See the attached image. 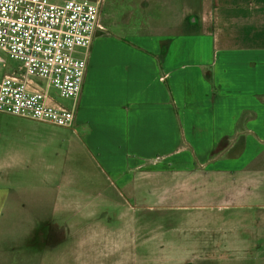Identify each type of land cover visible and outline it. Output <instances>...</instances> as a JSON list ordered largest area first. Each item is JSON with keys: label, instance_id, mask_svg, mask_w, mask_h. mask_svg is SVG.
I'll list each match as a JSON object with an SVG mask.
<instances>
[{"label": "crops", "instance_id": "obj_1", "mask_svg": "<svg viewBox=\"0 0 264 264\" xmlns=\"http://www.w3.org/2000/svg\"><path fill=\"white\" fill-rule=\"evenodd\" d=\"M100 20L72 131L119 180L126 212L90 234L87 201L64 198L68 249L48 214L26 239L35 249L8 252L24 197L48 209L55 192L46 177L22 193L0 173V264L263 261L264 216L243 209L264 198V0H102ZM3 150L0 164L23 162Z\"/></svg>", "mask_w": 264, "mask_h": 264}, {"label": "built area", "instance_id": "obj_2", "mask_svg": "<svg viewBox=\"0 0 264 264\" xmlns=\"http://www.w3.org/2000/svg\"><path fill=\"white\" fill-rule=\"evenodd\" d=\"M102 0H0V68L3 54L16 63L0 75V113L72 127L73 108L57 103L50 89L77 100L88 69L86 57L100 20Z\"/></svg>", "mask_w": 264, "mask_h": 264}, {"label": "rangeland", "instance_id": "obj_3", "mask_svg": "<svg viewBox=\"0 0 264 264\" xmlns=\"http://www.w3.org/2000/svg\"><path fill=\"white\" fill-rule=\"evenodd\" d=\"M83 54L84 51H79L78 56H84ZM3 56L7 66L0 68L1 76L3 73L14 71L16 66V63L8 55L3 54ZM50 94L60 105L69 108L76 105L77 100L61 97L54 88L50 89ZM37 123L39 122L37 121ZM36 125L21 126L19 120L0 116V130L2 129L4 134L0 137V155L4 154L3 146L7 150L23 149L24 153L21 163H10L9 166L0 164V173L7 174L10 181L16 182V185L12 186L20 188L21 190L18 191H22V193L26 192L28 188L41 190L44 188L47 177L50 188L54 187L55 198L54 201L50 200L51 205L47 209L42 204L25 196L21 214L22 222L7 227L6 237L1 241V249L8 250V252L20 250L29 252V250L35 249L36 245L27 242L26 239L35 228L34 224L37 220L48 214L54 215L55 225L53 227L60 238L59 241H55V249H68L66 247L71 246L72 241L67 239L64 234V230L67 228L65 224L69 222L68 214L63 209L64 198L73 203L87 201L90 234L102 232L106 234V227L117 228L120 215L123 216L126 212V205L123 204L125 202L121 197L123 194L119 192L121 188L119 180L99 167L94 153L82 143L80 144L81 141L85 142L84 137L81 139L80 136L73 133L72 127H61L45 122ZM12 128L14 131L11 130ZM7 129L9 134L6 133ZM80 132L84 133V131ZM70 191L71 193L67 195L68 198L64 197V193L67 194ZM116 196L120 197V208L115 203V201L117 202ZM260 202L258 201L256 205L247 210L243 209V211L245 213L248 211L250 218H253V215L264 216V198H261ZM18 210L19 208L16 211ZM75 216L80 217L79 214L73 215V217ZM13 220L16 221L17 218L15 217ZM97 223H102L106 227L102 229L100 225H96ZM257 228L260 234L264 235V222ZM66 233L68 232L66 231ZM261 248L264 250V237L258 251L262 250ZM255 263L264 264V260L251 259L247 262V264Z\"/></svg>", "mask_w": 264, "mask_h": 264}, {"label": "trees", "instance_id": "obj_4", "mask_svg": "<svg viewBox=\"0 0 264 264\" xmlns=\"http://www.w3.org/2000/svg\"><path fill=\"white\" fill-rule=\"evenodd\" d=\"M223 144H224V141L222 142L221 146L215 148L214 154L217 153L221 149ZM214 154H213V158L215 157Z\"/></svg>", "mask_w": 264, "mask_h": 264}, {"label": "water", "instance_id": "obj_5", "mask_svg": "<svg viewBox=\"0 0 264 264\" xmlns=\"http://www.w3.org/2000/svg\"><path fill=\"white\" fill-rule=\"evenodd\" d=\"M89 1H92V2H97L98 0H89Z\"/></svg>", "mask_w": 264, "mask_h": 264}]
</instances>
